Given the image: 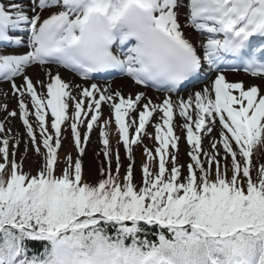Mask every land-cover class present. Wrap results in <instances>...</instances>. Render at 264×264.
Returning a JSON list of instances; mask_svg holds the SVG:
<instances>
[{"label":"snow or ice","instance_id":"snow-or-ice-1","mask_svg":"<svg viewBox=\"0 0 264 264\" xmlns=\"http://www.w3.org/2000/svg\"><path fill=\"white\" fill-rule=\"evenodd\" d=\"M2 83L0 264H264V0H0Z\"/></svg>","mask_w":264,"mask_h":264},{"label":"bare ground","instance_id":"bare-ground-1","mask_svg":"<svg viewBox=\"0 0 264 264\" xmlns=\"http://www.w3.org/2000/svg\"><path fill=\"white\" fill-rule=\"evenodd\" d=\"M38 71H39L38 68H33V69L29 70V73L31 75H33V78L35 79L36 73ZM61 74L66 80L72 79L76 83L82 82L79 77H76L73 74L67 73L66 70H62ZM40 77L43 78L42 73L40 74ZM228 78H229V80L244 79L247 82V77H245L243 74H238V75L229 74ZM120 80L121 79H116L114 81H111L114 89L120 88L125 95H127L129 92H135L138 90L135 87H133L130 80H127V79H123L122 81H120ZM18 82L20 83L19 79H18ZM0 88L9 92V95L7 97L0 96V102L7 103L9 110L15 109L17 107V101H16V98L11 95L10 86L8 87V83L0 84ZM139 90H143V89H139ZM147 94L149 96H152L153 99H155L157 96L163 95L161 93L152 92L149 89L147 90ZM107 111H108L107 108H105L104 113L106 116H107ZM4 115H5L4 113H0V120H2L4 118ZM9 121L10 122H6V127L11 128L13 133H15V132H20L21 134L24 133V129L22 127V122L19 120L18 116L15 118L9 117ZM177 123H179V119H177ZM177 134H179V129H177ZM95 137H96V135L94 134V132H92L90 140L88 141L87 146H86L85 155L83 156V161H84V167H89V168H93L96 170L98 168L99 161L102 160L103 157L101 156L98 159L95 156V153L99 152L101 150L100 143H98L97 140L94 141ZM182 144L180 143V147L182 146ZM206 144H207V142L204 140V146H206ZM10 146H11V144H10ZM22 146H23V143H21L20 147H22ZM183 147H184V151H185L186 147L184 145H183ZM184 159L185 158L181 155L180 161L183 162V161H185Z\"/></svg>","mask_w":264,"mask_h":264},{"label":"rangeland","instance_id":"rangeland-1","mask_svg":"<svg viewBox=\"0 0 264 264\" xmlns=\"http://www.w3.org/2000/svg\"><path fill=\"white\" fill-rule=\"evenodd\" d=\"M193 90V89H191ZM182 134V133H181ZM144 143L146 145H148V147L150 148H154L155 147V142L153 140H149L147 137H145L144 139ZM113 145V148L116 147V143L112 144ZM208 146V145H207ZM23 147V146H22ZM20 147V152H23V148ZM136 167H135V174H136V178H137V182L139 181V178H140V166L144 160V157L142 155V146H136ZM122 148L120 147V150ZM10 150H11V146H10ZM207 150V148H206ZM264 150L263 149V145H259L257 146V149L255 150V155L257 157V160H256V163L259 164L260 163V160H259V157L261 155V151ZM71 153V155L74 154V157H73V160H75L76 158V151L75 149H73L72 147V143H71V138L68 139L67 142H65L64 146L61 148L60 152H59V155L61 157V164H64L63 163V160H64V157L68 154V153ZM181 155L185 158L183 162L181 163H186L187 162V159L188 157L185 155V152H183V150L181 151ZM121 156L122 158L124 157V153L121 152ZM20 159V156L19 154L17 155V160ZM37 159L31 152H29V155H28V159H26L24 161V165L23 167L26 169V170H30L32 172H35L37 170V166L33 163V160ZM2 162V161H0ZM124 163L125 165L127 164V160L124 159ZM92 167V166H91ZM113 170H115V165L113 164ZM121 173H123V169L121 170ZM84 177L87 179V181H94L95 179L98 178V174L96 172L95 169L93 168H89V167H84Z\"/></svg>","mask_w":264,"mask_h":264}]
</instances>
